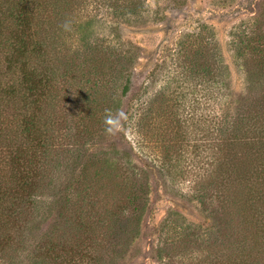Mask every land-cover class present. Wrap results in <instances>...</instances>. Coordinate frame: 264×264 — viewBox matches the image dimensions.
<instances>
[{
  "label": "rangeland",
  "instance_id": "obj_1",
  "mask_svg": "<svg viewBox=\"0 0 264 264\" xmlns=\"http://www.w3.org/2000/svg\"><path fill=\"white\" fill-rule=\"evenodd\" d=\"M4 1L1 86L20 36L17 12L32 30L53 32L43 43L53 95L43 98L42 130L59 160L39 181L26 227L16 217L22 230L0 235V264H47L41 249L56 226L47 207L87 179L94 220L128 207L131 189L144 192L145 209L127 227L115 224L116 245L89 249L93 259L77 264H95V250L99 264H264V0H133L132 9L118 0ZM225 117V135L209 126ZM167 156L181 162L177 177L160 169ZM210 156L223 166L205 172L196 163ZM230 162L238 173L221 183L214 174Z\"/></svg>",
  "mask_w": 264,
  "mask_h": 264
},
{
  "label": "trees",
  "instance_id": "obj_2",
  "mask_svg": "<svg viewBox=\"0 0 264 264\" xmlns=\"http://www.w3.org/2000/svg\"><path fill=\"white\" fill-rule=\"evenodd\" d=\"M118 2V6L132 9L130 5L133 0H118ZM4 4L7 5V8L14 5L11 0L4 1ZM21 14L24 12H17L21 27L20 36L13 48L12 59H9L6 65L7 75L1 76L4 85L0 84V235L4 232L3 237L6 239L11 237L14 228L22 230L21 226L14 225L15 221L13 220L16 217L20 219L22 226L26 227L34 212L39 210V203H34V197L40 193L39 188L42 186L39 181L42 178L49 179L47 171L50 168L48 167L55 163V160H59L57 157L54 158L49 151L51 148L53 149L52 138L42 130V125L46 124L42 110H44L43 107L48 108L43 104V98H47L50 94L53 95L51 91L53 90L52 74L50 72V76H48L49 72H47L49 68L51 69L52 61L45 58L48 57V53L43 43L45 44V40L52 39L53 32L48 34L43 30H32L30 28L31 17ZM39 35L43 36L39 37ZM60 38L64 39V37ZM99 45H101L100 40H96L89 50L91 58L95 62H98L95 57L98 56L96 48ZM33 57L35 58L33 59ZM36 59L40 60V65L31 66V61ZM205 74V78L209 77L207 71ZM14 77H17V81L14 80ZM127 90L128 84L123 88V95ZM56 98L58 97L56 96ZM83 100L85 103H89L87 97H82L81 102ZM212 119L209 126L225 135L231 127L230 120L225 117V120L219 123L217 118ZM28 144L31 145L28 147ZM24 145H27V151H24L27 148L23 147ZM206 146L211 153L214 148H211V144H206ZM230 148H226L227 154L224 149L222 150L224 156L228 157V162L233 158V150ZM163 157L166 158V156ZM205 158L206 162L196 163L205 172L223 166V163L218 165L219 160H211V156ZM169 159L171 158L168 157V162L163 164L160 169L168 170L169 173L171 172L177 177L183 169L181 162ZM225 165H227V172L222 170L220 173L214 174L221 175L219 179L221 183L223 179H228L230 174L238 173L236 168L231 169L233 166L231 162ZM178 168L179 170H177ZM223 175L225 176L223 177ZM84 186L83 191L75 193V195L73 192L72 194L68 193L67 189L63 190L65 192L59 193V196L56 194L53 202L47 207V212L50 210L56 212L53 224L56 225L53 226L54 235L51 236L53 232L49 235V240L41 249L45 259H48L47 264H65L66 258L69 259V264L93 259V252L90 253L89 249H100L106 244L116 245L113 240L122 238L120 232L122 233L123 229L117 228L116 223L122 222V226L125 223V227H127L129 222L136 218L135 215H141L145 209L144 204H140L144 192L131 189L127 195L128 207L115 208V213L112 216L94 220L90 209L89 211L85 209L90 203L87 198L90 199L93 196L91 182L87 179ZM203 191L205 190H198L200 194ZM127 210L130 211V214ZM223 215H225V211ZM97 254L98 252L95 250V264L101 262L100 255Z\"/></svg>",
  "mask_w": 264,
  "mask_h": 264
},
{
  "label": "clouds",
  "instance_id": "obj_3",
  "mask_svg": "<svg viewBox=\"0 0 264 264\" xmlns=\"http://www.w3.org/2000/svg\"><path fill=\"white\" fill-rule=\"evenodd\" d=\"M105 124L109 126V127H106V131L108 132L113 131V129L110 127V125L112 124L111 116L106 117Z\"/></svg>",
  "mask_w": 264,
  "mask_h": 264
}]
</instances>
